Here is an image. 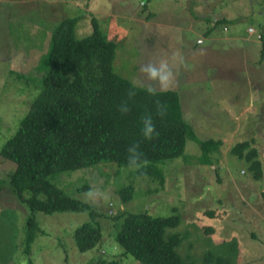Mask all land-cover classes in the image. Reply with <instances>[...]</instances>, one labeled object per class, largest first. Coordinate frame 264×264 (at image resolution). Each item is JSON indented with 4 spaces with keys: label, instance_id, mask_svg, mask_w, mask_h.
Returning a JSON list of instances; mask_svg holds the SVG:
<instances>
[{
    "label": "rangeland",
    "instance_id": "1",
    "mask_svg": "<svg viewBox=\"0 0 264 264\" xmlns=\"http://www.w3.org/2000/svg\"><path fill=\"white\" fill-rule=\"evenodd\" d=\"M148 3L144 11L137 0H0V150L19 129L40 89L43 75L35 65L40 58L28 59L37 56L40 46L39 57L47 53L51 30L59 20L81 14L76 37L91 33L95 17L107 37L117 35L119 40L115 69L122 68L138 85L148 83L140 73L142 64L179 51L182 61L174 63L176 82L171 89L178 92L185 119L200 138L222 140L211 156L212 164L202 165L197 160L199 145L187 139L181 158L158 164L165 176L162 188L155 180L137 178L135 167L102 164L63 173L53 182L65 195L89 201L106 214L97 218L102 239L93 249L80 252L72 232L89 219L88 213L38 212L36 219L45 234L35 237L27 256L23 247L29 210L10 184L15 165L0 156V264H29L28 257L34 264H141L132 255L125 256L116 243L113 215L147 210L169 216L172 208L181 222L167 230L183 235L176 250L185 259L204 264L211 250L230 256L233 264L264 261V61L258 38L264 33V0ZM222 16L229 21L218 25ZM247 44L248 54H241L240 45ZM243 140L258 151L259 180L244 159L231 153ZM129 185L133 199L124 203L119 190ZM112 205L115 209L109 212Z\"/></svg>",
    "mask_w": 264,
    "mask_h": 264
},
{
    "label": "trees",
    "instance_id": "2",
    "mask_svg": "<svg viewBox=\"0 0 264 264\" xmlns=\"http://www.w3.org/2000/svg\"><path fill=\"white\" fill-rule=\"evenodd\" d=\"M137 1L144 7L151 0ZM147 7H144V11ZM222 17L216 20L218 25L229 21ZM81 18L79 14L59 20L49 32L47 53L39 57L40 46L34 59L28 55L30 62L40 58L35 63L38 64L36 69L43 75L40 89L19 129L0 150V156L16 167L10 184L29 210L23 247L27 256L35 237L45 234L36 219L38 212L88 213L89 219L82 221L72 232L80 252L93 249L102 239V225L97 218L106 217V214L95 209L89 201L65 195L53 182L55 177L102 164L129 168L127 149L139 142L140 151L149 164L140 172L136 169L139 162L133 160L131 167L136 169L135 176L155 180L162 188L165 176L158 164L181 158L187 139L199 145L201 156L197 160L202 165H211L212 154L222 145L221 139L203 140L194 131L185 119L179 94L175 90L159 95L158 98L168 105V113L163 119L156 117L155 98L143 91V86L126 77L120 71L122 68L118 70L120 73L115 69L114 62L120 47L117 35L107 37V33L98 27L96 18L92 17L91 33L78 38L75 29ZM208 21L211 20L208 18ZM259 38L260 61H264V33ZM117 62L118 59L116 65ZM126 90L136 91L137 94L130 98ZM120 105L129 109L123 116L118 111ZM147 112L153 113L159 133L152 140H146L141 133L140 117ZM231 153L249 164L248 170L255 179L262 177L258 151L251 148L250 141L236 143ZM86 187L83 186L81 190ZM133 191V185L120 189L122 202L133 199ZM262 197L264 199V192ZM109 209L111 212L115 208L112 205ZM172 211L174 213L169 216H154L147 210L118 211L113 215L117 230L115 240L123 248V254L127 257L128 254L132 255L141 264H197L185 259L176 250L183 235L179 231L167 230L181 222L179 212L175 208ZM207 213L212 215L213 212ZM60 244L66 250L64 244ZM229 244L232 246V242ZM27 260L29 264H34L30 257ZM204 264L233 262L230 256L218 255L210 250L205 255ZM257 264H264V261Z\"/></svg>",
    "mask_w": 264,
    "mask_h": 264
},
{
    "label": "clouds",
    "instance_id": "3",
    "mask_svg": "<svg viewBox=\"0 0 264 264\" xmlns=\"http://www.w3.org/2000/svg\"><path fill=\"white\" fill-rule=\"evenodd\" d=\"M182 61V57L179 51L174 52L171 57L163 56L158 61L154 62L151 59L140 67V73L147 78L148 83L143 86L142 90L147 92L149 96L154 97V113L156 117L163 119L167 116L168 105L160 100L159 95L171 90L175 85L176 76L173 71L174 63L177 60ZM135 87V85H133ZM137 93L136 91L126 90L128 97H133ZM118 111L123 116L129 109L123 105L118 107ZM141 133L146 140H152L158 137L159 133L156 130V124L154 122L153 113L147 112L140 117ZM128 151V163L127 166L131 167L133 160L138 161L136 169L140 172L148 166L149 161L145 157L144 153L140 151V143H135L134 147L127 149ZM143 157V159H141Z\"/></svg>",
    "mask_w": 264,
    "mask_h": 264
},
{
    "label": "crops",
    "instance_id": "4",
    "mask_svg": "<svg viewBox=\"0 0 264 264\" xmlns=\"http://www.w3.org/2000/svg\"><path fill=\"white\" fill-rule=\"evenodd\" d=\"M227 30V29H226ZM250 32V34H252L253 33V31H249ZM247 41H249V43L250 42H252L253 40H247ZM251 45V44H250ZM231 48V47H230ZM239 51L241 52V54H243V51H244V53L245 54H248V44L246 45V47L245 48H241V45H240V47H239Z\"/></svg>",
    "mask_w": 264,
    "mask_h": 264
},
{
    "label": "built area",
    "instance_id": "5",
    "mask_svg": "<svg viewBox=\"0 0 264 264\" xmlns=\"http://www.w3.org/2000/svg\"><path fill=\"white\" fill-rule=\"evenodd\" d=\"M249 31H252L251 29H249ZM258 38H259V36H258Z\"/></svg>",
    "mask_w": 264,
    "mask_h": 264
}]
</instances>
